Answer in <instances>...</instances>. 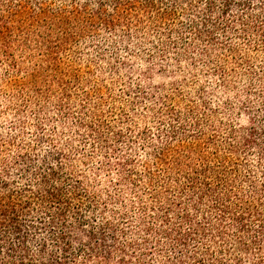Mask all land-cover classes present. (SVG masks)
I'll list each match as a JSON object with an SVG mask.
<instances>
[{
  "label": "trees",
  "instance_id": "obj_1",
  "mask_svg": "<svg viewBox=\"0 0 264 264\" xmlns=\"http://www.w3.org/2000/svg\"><path fill=\"white\" fill-rule=\"evenodd\" d=\"M0 99V264H264V0H0Z\"/></svg>",
  "mask_w": 264,
  "mask_h": 264
},
{
  "label": "rangeland",
  "instance_id": "obj_2",
  "mask_svg": "<svg viewBox=\"0 0 264 264\" xmlns=\"http://www.w3.org/2000/svg\"><path fill=\"white\" fill-rule=\"evenodd\" d=\"M149 35L151 36V38H154V32L150 31ZM208 73L202 74V79L201 81L205 82L207 80H215V78H212V76H208ZM107 75H104V77L106 78ZM170 80V79H169ZM162 81H166V79L164 78H157L156 79V83H160ZM121 94V90L119 89L118 86L114 87V97L116 98V104L120 105V106H124L125 104V100H127V98H124L123 96H120ZM0 104H3L4 106H6L5 101H1L0 99ZM107 108V107H106ZM0 109H5L4 107L2 108L0 106ZM13 110H11L10 108L6 107L5 111L3 113H0V128L4 129L5 126L8 125V120L11 119L13 117ZM60 128H63L61 124H59Z\"/></svg>",
  "mask_w": 264,
  "mask_h": 264
}]
</instances>
